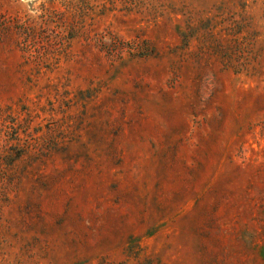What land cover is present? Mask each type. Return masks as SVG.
I'll use <instances>...</instances> for the list:
<instances>
[{"label": "rangeland", "instance_id": "1", "mask_svg": "<svg viewBox=\"0 0 264 264\" xmlns=\"http://www.w3.org/2000/svg\"><path fill=\"white\" fill-rule=\"evenodd\" d=\"M0 264H264V0H0Z\"/></svg>", "mask_w": 264, "mask_h": 264}]
</instances>
